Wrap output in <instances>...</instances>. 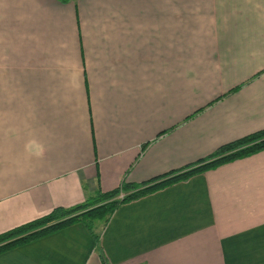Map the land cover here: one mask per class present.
Segmentation results:
<instances>
[{
	"label": "crops",
	"instance_id": "1",
	"mask_svg": "<svg viewBox=\"0 0 264 264\" xmlns=\"http://www.w3.org/2000/svg\"><path fill=\"white\" fill-rule=\"evenodd\" d=\"M262 129L264 0H0V234ZM95 231L109 264H264V151ZM101 251L79 223L0 264Z\"/></svg>",
	"mask_w": 264,
	"mask_h": 264
},
{
	"label": "trees",
	"instance_id": "2",
	"mask_svg": "<svg viewBox=\"0 0 264 264\" xmlns=\"http://www.w3.org/2000/svg\"><path fill=\"white\" fill-rule=\"evenodd\" d=\"M200 113L197 111L196 114ZM264 151V129L220 146L211 156L164 175L136 184L124 181L111 191L98 190L86 202L72 208L58 207L50 213L0 234V254L42 237L59 232L74 224H84L94 235L100 251L101 234L95 231L97 222L105 225L123 205L147 197L175 184L188 181L208 169L244 159ZM103 264H109L101 251Z\"/></svg>",
	"mask_w": 264,
	"mask_h": 264
}]
</instances>
